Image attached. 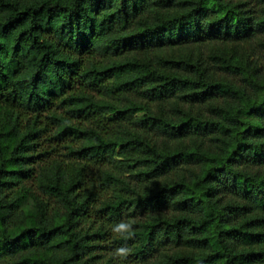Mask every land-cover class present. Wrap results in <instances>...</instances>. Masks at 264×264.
Returning a JSON list of instances; mask_svg holds the SVG:
<instances>
[{
  "label": "trees",
  "instance_id": "trees-1",
  "mask_svg": "<svg viewBox=\"0 0 264 264\" xmlns=\"http://www.w3.org/2000/svg\"><path fill=\"white\" fill-rule=\"evenodd\" d=\"M0 264H264V0H0Z\"/></svg>",
  "mask_w": 264,
  "mask_h": 264
},
{
  "label": "clouds",
  "instance_id": "clouds-1",
  "mask_svg": "<svg viewBox=\"0 0 264 264\" xmlns=\"http://www.w3.org/2000/svg\"><path fill=\"white\" fill-rule=\"evenodd\" d=\"M112 232L114 234H117L119 238L123 240H129L134 236V230L131 223L127 221H120L119 223H116L112 227ZM131 252V249L124 245L119 248H117L114 252V255L116 257H119L121 259L126 258Z\"/></svg>",
  "mask_w": 264,
  "mask_h": 264
},
{
  "label": "rangeland",
  "instance_id": "rangeland-1",
  "mask_svg": "<svg viewBox=\"0 0 264 264\" xmlns=\"http://www.w3.org/2000/svg\"><path fill=\"white\" fill-rule=\"evenodd\" d=\"M232 51V50H231ZM246 51H248V47L246 48V46H245V49H244V56H247L248 55V53L246 52Z\"/></svg>",
  "mask_w": 264,
  "mask_h": 264
}]
</instances>
